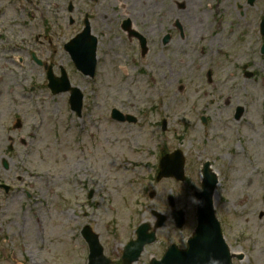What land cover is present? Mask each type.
<instances>
[{
  "label": "rangeland",
  "instance_id": "obj_1",
  "mask_svg": "<svg viewBox=\"0 0 264 264\" xmlns=\"http://www.w3.org/2000/svg\"><path fill=\"white\" fill-rule=\"evenodd\" d=\"M154 2L0 0V184L9 186L7 192L0 187V264H86L84 225L119 264L137 225L152 223L153 211L167 213L172 194L166 193L173 191L186 214L185 228L177 235L170 227L160 229L135 264L159 256L169 238L181 235V243L191 234L190 197L199 189L203 159L217 172L214 208L224 239L243 256L234 264H264L263 39L254 26L229 33L224 23L213 43L218 32L198 34L203 40L190 33L184 47H162L149 35L142 58L119 24L126 14L133 16L132 8L137 17ZM86 15L98 40L92 78L74 70L63 50ZM32 54L55 70L66 68L84 96L79 117L69 109L68 92L53 95L47 88L44 68ZM244 63L251 78L241 73ZM236 106L243 108L239 120L233 118ZM111 108L137 123L112 121ZM16 119L21 126L15 129ZM161 148L183 151L185 182L155 180Z\"/></svg>",
  "mask_w": 264,
  "mask_h": 264
},
{
  "label": "flooded vegetation",
  "instance_id": "obj_2",
  "mask_svg": "<svg viewBox=\"0 0 264 264\" xmlns=\"http://www.w3.org/2000/svg\"><path fill=\"white\" fill-rule=\"evenodd\" d=\"M148 7L143 13L140 11L137 17H134V9H131L133 16L126 14L119 24V29L136 42L139 54L140 47L137 40L140 37L139 34L144 37L147 46L150 40L149 35L152 33L161 45L187 46L190 33L191 36L195 35L193 39L202 33H219L224 23L229 33L239 26H242L243 31L252 30V26L259 30L263 19L261 16L264 15V0H160V2L155 0L154 7H150V4ZM189 8L192 10L189 11ZM135 19L139 23L137 26H135ZM125 21L129 23V26L124 23ZM71 23L73 24L74 21ZM208 28L210 31H207ZM131 29L139 34H135ZM162 29L164 32L159 36ZM168 36L165 44V37ZM193 39H190V42ZM198 40L203 38L198 37ZM225 104L228 105L229 102L226 101ZM169 223L174 235L182 233V229L175 231L173 220ZM181 238V235L176 239L170 238L166 245L175 244L182 248L187 238L183 244L180 243Z\"/></svg>",
  "mask_w": 264,
  "mask_h": 264
},
{
  "label": "water",
  "instance_id": "obj_3",
  "mask_svg": "<svg viewBox=\"0 0 264 264\" xmlns=\"http://www.w3.org/2000/svg\"><path fill=\"white\" fill-rule=\"evenodd\" d=\"M88 42V41H87ZM65 49L73 54L75 65L78 69H80L84 74H92L95 66V39L92 38L91 44L84 45L82 38H76L71 43L65 45ZM49 86L51 87L53 92H59L62 90L69 89V84L66 81V77L62 74L60 79H54L49 75ZM70 105L73 110L79 114L81 108V94L76 89H70ZM112 117L117 120H128L134 121L135 119L132 117H124L116 110L112 111ZM174 168V172L169 171V169ZM183 160L179 153H175L172 156H166L160 162V172L158 174V179L162 176L173 175L178 180H183ZM204 183H203V191L201 193H197L196 197L203 201L201 205L197 206V228L195 230L194 236L191 240V249L187 252V254L181 256L177 254H167L161 261H151L150 264H207V260L209 256H215L224 260L226 264V260L228 264L229 254L227 251V247L223 242V239L220 234L218 223L213 215L212 207H211V195L214 189V184L216 182L215 176L209 178L206 183V174H204ZM146 225H142V227L138 230V239L133 242L129 247L125 249L123 255L124 264H130L135 261L138 257L139 252L142 249V246L146 242H151L154 240V234L149 233L146 234L144 232V228ZM83 236L88 240V242H92L94 245V251L91 253V259L98 260V264H104L108 261L102 257L101 248L98 247L97 238L93 235L89 228H84L82 231ZM91 235V236H90ZM93 239L90 241V239ZM101 258V261H100ZM92 259V260H93Z\"/></svg>",
  "mask_w": 264,
  "mask_h": 264
},
{
  "label": "clouds",
  "instance_id": "obj_4",
  "mask_svg": "<svg viewBox=\"0 0 264 264\" xmlns=\"http://www.w3.org/2000/svg\"><path fill=\"white\" fill-rule=\"evenodd\" d=\"M202 191V189H199ZM166 194H172V195H176L177 193L173 192V191H168ZM165 194V195H166ZM216 196H217V193L216 192H213L210 199H211V202L212 204L214 205L215 202H216ZM191 201L193 204H197V205H201L203 203L202 200H200L199 198H197L195 195H192L190 197ZM187 245L185 244V247ZM207 264H225L224 260L221 259V258H218V257H215V256H209L208 260H207Z\"/></svg>",
  "mask_w": 264,
  "mask_h": 264
},
{
  "label": "bare ground",
  "instance_id": "obj_5",
  "mask_svg": "<svg viewBox=\"0 0 264 264\" xmlns=\"http://www.w3.org/2000/svg\"><path fill=\"white\" fill-rule=\"evenodd\" d=\"M253 150H252V154L255 155V152L257 151L256 147H253Z\"/></svg>",
  "mask_w": 264,
  "mask_h": 264
}]
</instances>
